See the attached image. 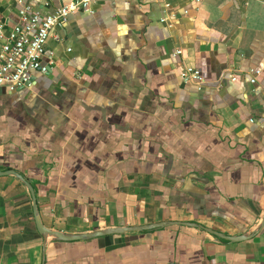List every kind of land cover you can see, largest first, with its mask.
Wrapping results in <instances>:
<instances>
[{"label":"crops","instance_id":"obj_1","mask_svg":"<svg viewBox=\"0 0 264 264\" xmlns=\"http://www.w3.org/2000/svg\"><path fill=\"white\" fill-rule=\"evenodd\" d=\"M19 9L0 0L7 29ZM46 52L35 85L0 86V172L51 230L175 223L45 238L2 174L0 264H264V0H100Z\"/></svg>","mask_w":264,"mask_h":264},{"label":"built area","instance_id":"obj_2","mask_svg":"<svg viewBox=\"0 0 264 264\" xmlns=\"http://www.w3.org/2000/svg\"><path fill=\"white\" fill-rule=\"evenodd\" d=\"M98 1L73 0L58 7L54 14L42 15L29 2L18 0L19 19L11 29L6 28L0 15V86L12 92L35 85V73H47L54 64L53 57L47 56L46 52V44L54 29L65 26L72 13L91 10ZM179 53L181 50H177L176 54ZM260 73L261 70H257L251 81L255 82ZM181 77L184 82L195 83L198 89L205 82L201 70L193 66L183 68Z\"/></svg>","mask_w":264,"mask_h":264},{"label":"water","instance_id":"obj_3","mask_svg":"<svg viewBox=\"0 0 264 264\" xmlns=\"http://www.w3.org/2000/svg\"><path fill=\"white\" fill-rule=\"evenodd\" d=\"M16 174L18 176H20L23 181L25 182V184L30 188L32 194H33V201H34V216H35V220H36V224L38 227V231L39 233L45 237V238H57L59 240H63V241H76V240H85V239H91V238H96V237H101V236H106V235H111V234H121L124 233L126 231H142V230H147V229H153V228H159V227H165L168 225H173V222H161V223H156V224H147V225H139V226H127V227H113V228H104V229H98V230H93L91 232H86V233H66V232H62V231H58V230H51L47 227L44 226L43 222L41 221V217L40 214L38 212V204H37V198L36 195L34 193V188L31 186V184L25 180V178L15 172L14 170H7V171H2L0 172V175L2 174ZM264 223V220L263 222ZM179 224H182L184 226H194V223H190V222H180ZM197 227V225L195 226ZM204 230H206L207 232L217 235L219 237L225 238L227 240H232V241H240V240H244L247 238H251L253 236L252 234L249 235H241V236H227L224 235L214 229L211 228H207L202 226Z\"/></svg>","mask_w":264,"mask_h":264}]
</instances>
